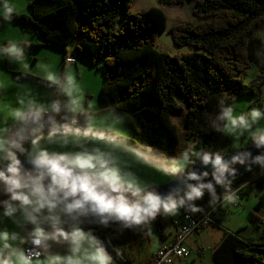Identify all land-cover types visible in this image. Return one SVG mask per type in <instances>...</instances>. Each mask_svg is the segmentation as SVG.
<instances>
[{"label": "clouds", "instance_id": "clouds-1", "mask_svg": "<svg viewBox=\"0 0 264 264\" xmlns=\"http://www.w3.org/2000/svg\"><path fill=\"white\" fill-rule=\"evenodd\" d=\"M14 11L2 0L0 21L11 23ZM259 36L264 38V30ZM30 49L26 40L5 42L0 62L27 69ZM262 65L260 53L249 82L264 94ZM40 80L53 89L51 95L25 89L15 103L0 105V264H118L114 233H143L158 216L174 217L181 209L180 216L202 212L196 201L205 192L214 211L224 201L238 204L244 197L242 186L232 190L237 166L245 172L255 166L264 174V103L241 110L234 94L222 92L212 123L232 138L230 158L226 149L192 147L169 157L104 123L93 104L85 105L72 76L44 72ZM198 163L211 170H197ZM145 170L150 174L142 175ZM180 177L187 181L182 187L159 191L161 183ZM207 212L212 217V210ZM215 225L213 218L198 229Z\"/></svg>", "mask_w": 264, "mask_h": 264}, {"label": "trees", "instance_id": "trees-1", "mask_svg": "<svg viewBox=\"0 0 264 264\" xmlns=\"http://www.w3.org/2000/svg\"><path fill=\"white\" fill-rule=\"evenodd\" d=\"M188 1L158 0L167 5ZM130 5L131 0H31L30 14L13 16L38 29L47 41L38 45L59 47L63 65L71 55L88 60L101 71L99 94L104 110H115L126 119L130 138H138L169 157L178 156L186 147L220 150L217 142L223 133L212 121L222 92L227 90L236 99L261 94L259 87L249 82V70L258 55L264 54V38L259 42L256 34L264 28V0H195L190 12L198 22L168 28L175 45L192 48L175 54L157 48V36L167 28L164 11L152 6L131 12ZM181 99L187 108L183 121L177 122L173 117L184 109ZM192 140L194 144H190ZM257 172L260 170L254 166L252 172L235 177L232 189ZM263 185L261 174L241 194L243 198L255 190L256 210L264 208ZM209 199L205 192L196 201L203 211L189 214L199 217L214 211ZM250 214L256 221H264L253 211ZM115 227L106 229L107 234ZM157 230L160 233L159 227ZM121 233H114L112 240L120 252ZM210 259L211 264H264V228L249 239L224 231Z\"/></svg>", "mask_w": 264, "mask_h": 264}, {"label": "rangeland", "instance_id": "rangeland-1", "mask_svg": "<svg viewBox=\"0 0 264 264\" xmlns=\"http://www.w3.org/2000/svg\"><path fill=\"white\" fill-rule=\"evenodd\" d=\"M29 1L31 0H9L15 8V14L26 15L31 13L28 6ZM194 1L195 0L183 4L167 5L160 4L158 0H131L130 11H143L152 6L162 9L167 17V28L157 36V48L161 51L175 54L192 50V48L175 45L170 38L168 28L178 23L193 25L198 22L197 18L190 12V7H193ZM0 3H2V0H0ZM260 30H264V28L257 29L256 34L259 42L260 40H263V38L259 36ZM25 40L31 44V49L28 51L29 67L27 69L9 65L7 61L0 62V105L6 106L15 103L17 98L26 95L25 89H30L34 93L42 96L51 95L53 89L46 86L40 80L43 73L48 72L49 74H55L57 76L68 74L76 80L79 90L83 93V102L85 105L88 103L93 104V107L96 110V115L101 118L104 123L108 125L114 124V126L128 132L129 136L132 135L131 129L123 116L119 115L115 110H104L106 105L101 100L99 94V89L103 81L102 74L96 66L90 65L86 59H79L76 57H74L76 61L75 64L65 63L63 65L61 58L62 50L59 47L53 44L38 45L42 41H47L40 35L36 27L25 24L21 19L16 18H14L11 23L0 21V45L5 42L22 43ZM66 48L68 49L67 54L69 55L70 45L66 46ZM251 69L249 70V73L251 72ZM251 102H253L252 106H260L264 103V94L261 93L258 97L240 96L236 99V106L241 110H246L251 106ZM180 103L182 106L186 105L184 99H181ZM183 113L184 112L175 115L173 117L174 121L182 122L184 119ZM261 124H264V121H261ZM192 143L194 144L195 140H192L190 144ZM231 143L232 138L223 134L217 142V148L220 150L226 149V154H231L235 152V149L231 148ZM237 167H239V165ZM142 175L147 176L149 174L143 172ZM260 176L261 173L259 172L252 174L246 182L233 188V192L234 190H241L240 186H242L243 191L246 189L248 181L254 182ZM162 184L164 183H161V185ZM257 197L258 195H256L254 190L240 201V206L230 209L229 214L224 212L222 216L223 219L218 222L219 227L226 231H233L236 234L241 227L246 230V233H251L252 231L256 233L258 230L261 232L262 228H264V222L256 221L250 214V211H253V213L264 218V208H261L260 210L253 208ZM179 217L180 214L174 217L158 216L155 222L161 224L166 234L173 233L174 228L171 226L170 222L173 218ZM214 230L215 229H212V226L204 227L199 235L196 236L195 241L192 240L190 244L186 243V246H190L191 250V255L187 260V264H209L210 254L208 249L214 244V235L217 236V233ZM156 239L157 237L153 234L152 227L150 230L143 233H134L130 230L123 231L121 236L122 249L125 250L131 258L133 257L132 259L129 258L131 262L128 261L137 264H151L148 260L153 257L156 252L155 249L159 243ZM190 239L191 238H189V240ZM197 244H202L205 249L204 254L199 258L197 256V248L193 249ZM121 256L126 257L123 254H121ZM191 257L195 258L194 262L191 261Z\"/></svg>", "mask_w": 264, "mask_h": 264}, {"label": "built area", "instance_id": "built-area-1", "mask_svg": "<svg viewBox=\"0 0 264 264\" xmlns=\"http://www.w3.org/2000/svg\"><path fill=\"white\" fill-rule=\"evenodd\" d=\"M66 63H75V58L71 55L65 58ZM213 222L210 213L207 212L200 217H192L189 212L173 219L171 224L174 232L170 240L163 241L154 253L151 264H185V259L190 254V249L185 246V239L193 231L201 226H206Z\"/></svg>", "mask_w": 264, "mask_h": 264}, {"label": "crops", "instance_id": "crops-1", "mask_svg": "<svg viewBox=\"0 0 264 264\" xmlns=\"http://www.w3.org/2000/svg\"><path fill=\"white\" fill-rule=\"evenodd\" d=\"M192 1V0H191ZM186 3V2H185ZM192 8V6L190 7V9ZM167 18V17H166ZM198 20V19H197ZM181 101V100H180ZM183 111L182 112H184L183 114H185V112H186V109L185 108H187L186 107V105L185 106H183ZM181 112V113H182ZM130 137H131V135H130ZM193 144V143H192ZM146 174H150L149 173V171L148 170H145L144 171ZM242 201V200H241ZM256 202V201H255ZM236 203H234V201H224V202H222L220 205H218L217 206V208H216V211L214 212V211H212V217L216 220V222L218 223V222H220L222 219H223V214H224V212H227V214H229L230 213V209H232V208H236V207H238V206H240V202L238 203V204H236ZM182 213V211L180 210V212H179V214H181ZM218 225H219V223H218ZM152 228H153V234L155 235V237H157V241L159 242L158 243V246H157V248L160 246V244H161V242L162 241H167V240H170V238H171V236H172V234L173 233H167L166 234V232L164 231V229L162 228V226H161V224L159 223V222H153V225L151 226ZM157 227H159V229H160V233H159V231L157 230ZM151 229V228H150ZM204 228H201V229H198L197 231H195V232H193V233H191L187 238H186V240H185V242H184V244H185V246H186V243L187 244H190V242H192V240L193 241H195L196 240V236H198L199 235V233L203 230ZM212 229H215L214 231L217 233V236L216 235H214L215 236V241H214V244L208 249V251H209V264H211V259H210V257H211V253H212V251L215 249V247L219 244V242L221 241V239H222V237H223V234H224V231H226V230H224V229H222V228H220V227H218V226H212ZM126 231V230H125ZM130 231L131 232H133L131 229H130ZM238 233H237V235H239V237L240 238H242V239H249V238H253V237H255V236H257L259 233H260V230H258V231H256V233H254L253 231L251 232V233H246V230L245 229H243V227H241V228H239L238 229ZM230 232H233V231H230ZM133 234V233H132ZM241 234H243V235H241ZM192 235V236H191ZM121 236H122V233H121ZM191 236V237H190ZM245 236V237H244ZM189 238H191L190 240H189ZM157 248L155 249V251L157 250ZM188 248H190V246H188ZM195 248H197V256H198V258L199 257H201L203 254H204V251H205V249H204V247L202 246V244H197L193 249H195ZM122 249V240H121V254H123V255H125L126 257H128V258H130V259H132L131 258V256L127 253V252H125V250H123ZM131 251H132V249H131ZM152 255H153V253H152ZM190 257V256H189ZM151 259V258H150ZM150 259L148 260V261H150ZM189 259V258H188ZM187 259V260H188ZM186 260V261H187ZM194 260H195V258H193V257H191V261H193L194 262ZM131 262V261H130ZM131 264H137V263H131Z\"/></svg>", "mask_w": 264, "mask_h": 264}, {"label": "water", "instance_id": "water-1", "mask_svg": "<svg viewBox=\"0 0 264 264\" xmlns=\"http://www.w3.org/2000/svg\"><path fill=\"white\" fill-rule=\"evenodd\" d=\"M252 151H253V154L256 153V149H252ZM232 154H235V152H233L231 154H226V157L225 158H230ZM196 167H197V170L202 169L204 167H207L208 170H211V166L210 165L203 166V165H201V164L198 163L196 165ZM237 168H238V172H237L236 177H238V176H240V175H242V174L245 173L243 166H239ZM206 179H211V178H206ZM185 183H187V181L183 177H180V179L178 181H172L171 183H164V184H162L160 186V188H159V191L166 193L174 185L175 186H181L182 187ZM101 230H102V233L103 234L107 235L106 229H103L102 228ZM109 247H111V245H109ZM117 261H118V264H131L126 258H124L122 256H121V258H117Z\"/></svg>", "mask_w": 264, "mask_h": 264}]
</instances>
